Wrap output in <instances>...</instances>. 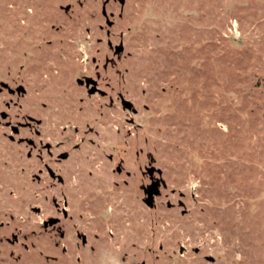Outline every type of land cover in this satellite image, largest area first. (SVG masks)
<instances>
[{
  "label": "rangeland",
  "instance_id": "rangeland-1",
  "mask_svg": "<svg viewBox=\"0 0 264 264\" xmlns=\"http://www.w3.org/2000/svg\"><path fill=\"white\" fill-rule=\"evenodd\" d=\"M101 1L0 0V264H264V0H109L110 28ZM80 70L108 96L87 97ZM17 121L68 153L61 238L41 225L61 200L48 155L6 137ZM137 152L165 181L152 210L105 170Z\"/></svg>",
  "mask_w": 264,
  "mask_h": 264
},
{
  "label": "flooded vegetation",
  "instance_id": "flooded-vegetation-1",
  "mask_svg": "<svg viewBox=\"0 0 264 264\" xmlns=\"http://www.w3.org/2000/svg\"><path fill=\"white\" fill-rule=\"evenodd\" d=\"M113 1L116 2L118 0H113ZM103 2H105L104 6H103ZM108 3H109V0H102L100 3V14L104 17V22H105L106 28H110V26H112V24H113V23H111V25H107V23H106L107 18L102 12V10L104 9L105 13H107L106 12V5ZM120 9H121V6H120ZM107 14L109 15L110 18L113 17V13L111 11H108ZM100 28H101V25H100ZM107 44H108L109 48H113V52L117 55H119L123 50L122 45H121V49H118V47H117L118 45H114L112 47L111 41H108ZM73 81L75 82V84L80 89H83V91L85 92L87 97H92V96H96V95L99 97H107L108 96L107 92L104 91L103 89H101L100 82L97 81V79L92 78L89 74H85V72L83 70H80L77 74L74 75ZM5 88H6V91L8 93H10V95L15 94L18 96L20 94H24V89L22 88L21 85L15 86L13 88L7 86ZM108 99H109L108 101L110 103L113 102L112 97H108ZM118 99L120 101L121 107L123 108L124 105H123L122 99H124V100H126V99L121 95L118 96ZM131 108H132V105L128 109H131ZM0 113H7V112L1 111ZM31 126L32 125L30 122H26V125H23V122H21V121H17L15 124H10L8 126L9 127V133H7L6 137L10 141H16L19 144H25L28 147V151L26 153L27 157L31 156V153L34 149H38V152L42 151V149H44L46 151V153L48 155L47 161H45L41 157V155L37 154V159L40 162V164L42 165V169H39V173H41L42 171H44L46 173V175L52 181V188H55L54 184H57L60 187V188H58V194L61 197V200L57 199L55 195H52L50 197V202H51V205L53 207V214L48 215V217L46 219H43L41 222V225H42V228L44 230L48 231V233L50 235H52V236L56 235L59 238H61L62 236H64V233L62 230V222L65 221L66 219H69L71 217V215H70L71 213H69V207H68V203H67V199H66L67 198V192H65V190L63 189V186H62L64 184V181H65V174H63V172H60V170L54 168V165L68 160L69 159L68 153H67V151H62V152L60 151L57 153H53L52 149H51V145L49 143H46L43 145V144H40V141H38V143H36L35 140L31 137L20 135V129L23 127H25V128L27 127V128H30L36 136H39V131L37 129L31 127ZM138 155H139V152L136 153L135 158L126 159L124 157L113 158L112 154H109V157L106 160L109 161L110 167L106 168L105 170L106 171L108 170V171L112 172L113 175H116L119 177L118 181L112 180L111 183H112L113 187L117 188L120 192H127L128 191L130 193H133L134 197L137 198V200L141 204H143L146 207V209L152 210L142 200V197H143L142 188L149 186L150 182L152 180H155V178L158 177L159 174L157 173L155 167L151 168V166L153 165V160L150 157L149 152L142 154L143 156L141 158H139ZM128 163H129V165H127ZM105 166H106V164H105ZM105 166L103 165V167H105ZM88 172H89L88 176H91L90 175L91 170H89ZM35 177H36V179H39V175H35ZM96 179H97V182H99V184L102 185L103 178L97 176ZM159 183H160L159 189H161V187H163V183L162 182H159ZM97 189L101 190L102 187H100V188L98 187ZM160 195L155 197L156 206L158 203L156 201V198L159 197ZM120 203L122 204V200H120ZM118 204H115V206H117ZM109 209L112 210V208H110V207H109ZM32 210L35 212L39 211V209L36 210L35 208H33ZM113 212H115V218L116 219L114 221L116 223L119 221L118 219H120L121 223L124 220L129 219L128 221H125V224H129L131 214H129L121 206L119 209L118 208L113 209ZM117 212L119 214L118 219L116 216ZM108 232L111 233L110 230ZM76 234H77V237L80 239V245H82V246L86 245L88 242V239H87L85 233H76ZM111 234H113V233H111ZM95 238H98L96 234H95ZM8 239L9 238H7V240ZM16 240H17V236L13 234L11 236V241L15 242ZM55 242H56V244H58V241H55ZM76 245H79V244H76ZM90 249H93V245H90ZM62 251H64V248H62ZM183 251H184V248H182L181 250L179 249V253L181 255L183 254ZM193 251L195 253H197L198 248H193ZM209 257L210 256H205V259L212 262L213 258H212V260H209L208 259ZM125 260H126V258H125V256H123L121 261L124 262ZM130 264H145V261L144 260H141L140 262L139 261L138 262L137 261H130Z\"/></svg>",
  "mask_w": 264,
  "mask_h": 264
},
{
  "label": "water",
  "instance_id": "water-1",
  "mask_svg": "<svg viewBox=\"0 0 264 264\" xmlns=\"http://www.w3.org/2000/svg\"><path fill=\"white\" fill-rule=\"evenodd\" d=\"M118 2L121 5V8L123 7L124 4V0H118ZM105 5V2H103V6ZM103 14L106 16L107 18V25H111L112 21L109 19V15L107 13H105V10H102ZM119 16H121V12H119ZM118 49H121V45L117 46ZM123 105L125 108H130L131 107V102L128 100H124L122 99ZM151 168H154V166L152 165ZM157 173L159 174L158 177L155 178V180H152L149 184V186L147 187H143L142 191H143V197L142 200L144 201V203L150 208L153 209L156 207V202H155V197L161 194V191L159 189L160 183H163V187L165 186V181L163 180V178L161 177V172L159 169L156 168ZM180 205H183L182 202H179ZM37 210V208H35ZM181 249V248H180ZM209 260H212V257L208 258Z\"/></svg>",
  "mask_w": 264,
  "mask_h": 264
}]
</instances>
